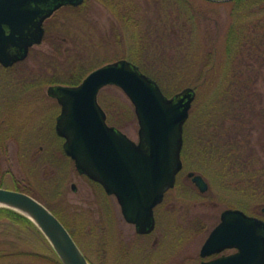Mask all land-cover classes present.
<instances>
[{"label": "rangeland", "instance_id": "1", "mask_svg": "<svg viewBox=\"0 0 264 264\" xmlns=\"http://www.w3.org/2000/svg\"><path fill=\"white\" fill-rule=\"evenodd\" d=\"M119 1L118 12L127 15L100 0L62 8L26 60L0 66V185L29 188L48 202L91 264H199V250L219 221L210 215L225 209L254 215L264 205V0ZM119 59L139 65L169 97L196 91L185 124L184 170L155 209L149 235L138 234L116 198L65 156L55 132L60 106L47 94L51 85H75ZM98 101L108 124L138 142L126 94L106 86ZM231 154L241 164L239 177L230 172ZM190 171L205 177L211 194L200 196L185 181ZM17 228L20 234L8 236L15 249L39 258L15 256L10 264H57L46 240Z\"/></svg>", "mask_w": 264, "mask_h": 264}, {"label": "water", "instance_id": "2", "mask_svg": "<svg viewBox=\"0 0 264 264\" xmlns=\"http://www.w3.org/2000/svg\"><path fill=\"white\" fill-rule=\"evenodd\" d=\"M84 0H0V64L25 60L44 39L43 24L64 5ZM106 86L120 88L132 102L139 141L107 124L98 102ZM48 95L61 106L57 134L76 169L116 197L124 219L140 234L155 229L154 208L176 184L182 169L184 125L196 97L188 87L167 97L158 83L127 60L91 72L77 86H51ZM194 181L205 189L202 177ZM75 188V186H74ZM0 206L15 210L40 229L63 264H90L63 223L29 194L0 188ZM264 210V209H263ZM234 255L206 264H264V221L241 210H227L203 245L202 256L224 249Z\"/></svg>", "mask_w": 264, "mask_h": 264}, {"label": "trees", "instance_id": "3", "mask_svg": "<svg viewBox=\"0 0 264 264\" xmlns=\"http://www.w3.org/2000/svg\"><path fill=\"white\" fill-rule=\"evenodd\" d=\"M100 1H102L106 6H108L111 10L117 13V15L118 14L120 16H122L121 14L127 15L126 13L120 14V12H118L117 8H119L120 10V6H121L119 0H100ZM244 1H247V0H233V2L234 3L236 2L237 4L244 3ZM85 2H87V0H85ZM255 3H258V1H255L253 4ZM83 5L85 6L86 3H84ZM261 11L264 12V10H261ZM85 77L86 76L81 75L78 79L81 78L83 80ZM82 80H80L78 83H80ZM78 83H76L75 85H77ZM0 187H3V185H0ZM17 190L28 193L32 195L33 197H36L41 202H43L57 217L61 219L60 215L55 211V209H53V207H51V205H49L48 202H45L41 200L40 198H38L36 194L32 192L31 189L24 187L23 189L17 188ZM61 221L63 220L61 219ZM18 226L21 227V229L23 230H29L33 232L34 234H38V236H40L43 240H46L42 232L39 230V228L30 219H28L27 217L23 216L22 214L12 209H9L6 207H0V261L1 262H4V263L7 262L8 264H10L12 262L11 259L14 258L15 256H27V257H32L33 259L39 258L37 253L27 252V251H22V250L20 251V250L15 249L17 242L13 241L8 236L13 234L12 232L16 234H20L17 228ZM50 248L52 249V251L54 252L57 258V260H55L56 263L63 264L61 260L59 259V257L57 256V254L55 253V251L53 250V248L51 246Z\"/></svg>", "mask_w": 264, "mask_h": 264}, {"label": "flooded vegetation", "instance_id": "4", "mask_svg": "<svg viewBox=\"0 0 264 264\" xmlns=\"http://www.w3.org/2000/svg\"><path fill=\"white\" fill-rule=\"evenodd\" d=\"M56 12H58V11H56ZM55 12V13H56ZM54 13V14H55ZM44 26H45V24H44ZM46 32V31H45ZM3 129V128H2ZM184 144H185V140H184ZM39 150H42V148L40 147V149ZM233 150V149H232ZM236 159V158H235ZM235 159H233V155L231 154L230 156H229V158H228V160L230 161V164H231V166H230V172H232V173H234V171L238 168V166L239 165H241L240 163H238V161L237 160H235ZM183 170H184V163H183V168H182V170L180 171V173H179V175L183 172ZM231 174V173H230ZM178 175V176H179ZM234 175L236 176V177H239V175H237V174H235L234 173ZM246 176H247V174H246ZM245 176V174L243 173V170H242V172H241V175H240V177H244L243 178V180L245 179V178H247ZM86 177V176H85ZM196 177H202L203 178V180H204V183H205V189H202L195 181H194V178H196ZM185 181H190L189 183H192L193 185H194V187H195V189H196V191H197V193L200 195V196H205V195H209V194H211L212 192H211V189H210V185H209V183L207 182V180L205 179V177L202 175V174H200V173H197V172H195V171H190V172H188L187 173V175H186V177H185ZM165 197H166V195H165ZM165 197H164V200H165ZM164 200H163V202H164ZM163 202H162V204H163ZM214 205H217L216 203H213ZM161 205V204H160ZM160 205H158L156 208H158ZM155 208V209H156ZM258 209H260V208H258ZM264 205L261 207V209H260V211H259V215L258 214H254V215H250V216H252V217H255V218H258V219H260V220H263L264 221V218H263V216H264ZM226 210H236V209H225V210H222V211H219V212H216L215 214H212V215H210V218L212 217V218H214V217H217L216 219H219V221L217 222V224L215 225V226H213V228L209 231V234H208V236H207V238L209 237V235L211 234V232L220 224V222H221V220H222V215H223V213L226 211ZM237 210H241V209H237ZM243 211V210H242ZM245 212V211H244ZM246 213V212H245ZM154 214H155V221H156V225H157V218H156V210H154ZM247 214V213H246ZM261 215V216H260ZM201 217L202 218H207V215L204 213V214H202L201 215ZM207 238H206V240H207ZM206 240H205V242H206ZM204 242V243H205ZM204 243H203V245H204ZM203 245L201 246V248H200V250H199V253H198V255H199V260H200V262H199V264H206V263H209V262H211V261H213V260H216V259H220V258H225V257H228V256H231V255H234V254H236L237 252H238V250L237 249H229V248H227V249H224V250H222L221 252H219V253H214V254H212V255H210V256H205V257H203L202 256V248H203ZM230 251H233L232 253H230Z\"/></svg>", "mask_w": 264, "mask_h": 264}]
</instances>
